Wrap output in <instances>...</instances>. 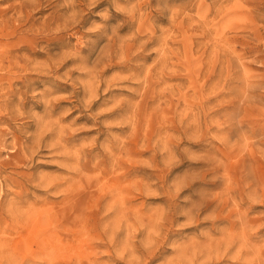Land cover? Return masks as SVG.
<instances>
[{
	"label": "rangeland",
	"instance_id": "rangeland-1",
	"mask_svg": "<svg viewBox=\"0 0 264 264\" xmlns=\"http://www.w3.org/2000/svg\"><path fill=\"white\" fill-rule=\"evenodd\" d=\"M0 264H264V0H0Z\"/></svg>",
	"mask_w": 264,
	"mask_h": 264
}]
</instances>
